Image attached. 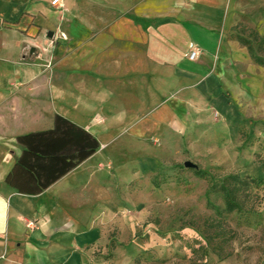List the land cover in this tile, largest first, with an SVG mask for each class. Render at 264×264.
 I'll use <instances>...</instances> for the list:
<instances>
[{"label": "crops", "instance_id": "1", "mask_svg": "<svg viewBox=\"0 0 264 264\" xmlns=\"http://www.w3.org/2000/svg\"><path fill=\"white\" fill-rule=\"evenodd\" d=\"M51 2L0 0V264H88L126 156L155 154L148 139L175 138L197 106L229 117L264 101V65L228 36L239 0ZM56 115L100 148L44 192L21 194L6 182L17 138L52 129Z\"/></svg>", "mask_w": 264, "mask_h": 264}, {"label": "rangeland", "instance_id": "2", "mask_svg": "<svg viewBox=\"0 0 264 264\" xmlns=\"http://www.w3.org/2000/svg\"><path fill=\"white\" fill-rule=\"evenodd\" d=\"M238 4L229 39L264 62V1ZM193 112L175 138L148 139L155 154L122 157L127 170L113 171L111 225L88 264H264V101H241L229 117ZM225 182H237L238 211L226 208Z\"/></svg>", "mask_w": 264, "mask_h": 264}, {"label": "trees", "instance_id": "3", "mask_svg": "<svg viewBox=\"0 0 264 264\" xmlns=\"http://www.w3.org/2000/svg\"><path fill=\"white\" fill-rule=\"evenodd\" d=\"M255 62L264 65L261 59L255 58ZM17 141L23 151L6 182L26 195L44 192L100 148L93 135L61 115L55 116L52 129L21 135ZM223 191L227 210H240L237 182L234 185L225 182Z\"/></svg>", "mask_w": 264, "mask_h": 264}, {"label": "built area", "instance_id": "4", "mask_svg": "<svg viewBox=\"0 0 264 264\" xmlns=\"http://www.w3.org/2000/svg\"><path fill=\"white\" fill-rule=\"evenodd\" d=\"M51 4H52V6H54V7L62 8V7H63V0H52ZM59 38L66 39L67 36H66L65 33L60 32V33H59ZM189 57H190L191 60H196L197 57H198V51H197V50H192L191 53H190V56H189ZM28 225H29L30 227H33V226H34V222L31 221V222H29Z\"/></svg>", "mask_w": 264, "mask_h": 264}, {"label": "water", "instance_id": "5", "mask_svg": "<svg viewBox=\"0 0 264 264\" xmlns=\"http://www.w3.org/2000/svg\"><path fill=\"white\" fill-rule=\"evenodd\" d=\"M49 37H53V32L49 33ZM184 165L187 168H195V169L198 168V166L196 164H194L193 162H191V161H186Z\"/></svg>", "mask_w": 264, "mask_h": 264}]
</instances>
